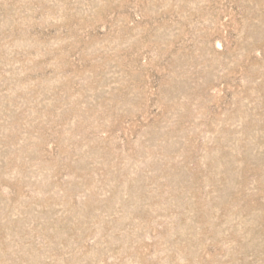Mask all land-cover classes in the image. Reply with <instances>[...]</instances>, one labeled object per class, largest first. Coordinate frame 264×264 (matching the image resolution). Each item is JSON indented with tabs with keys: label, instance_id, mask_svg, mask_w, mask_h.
<instances>
[{
	"label": "rangeland",
	"instance_id": "374dc122",
	"mask_svg": "<svg viewBox=\"0 0 264 264\" xmlns=\"http://www.w3.org/2000/svg\"><path fill=\"white\" fill-rule=\"evenodd\" d=\"M0 264H264V0H0Z\"/></svg>",
	"mask_w": 264,
	"mask_h": 264
}]
</instances>
